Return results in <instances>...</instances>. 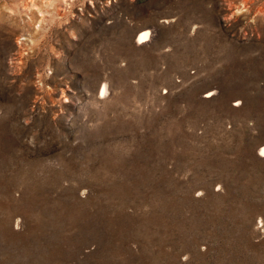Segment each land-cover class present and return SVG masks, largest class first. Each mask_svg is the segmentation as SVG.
I'll list each match as a JSON object with an SVG mask.
<instances>
[{"label": "rangeland", "instance_id": "rangeland-1", "mask_svg": "<svg viewBox=\"0 0 264 264\" xmlns=\"http://www.w3.org/2000/svg\"><path fill=\"white\" fill-rule=\"evenodd\" d=\"M36 3L0 0V264H264V0Z\"/></svg>", "mask_w": 264, "mask_h": 264}, {"label": "bare ground", "instance_id": "bare-ground-1", "mask_svg": "<svg viewBox=\"0 0 264 264\" xmlns=\"http://www.w3.org/2000/svg\"><path fill=\"white\" fill-rule=\"evenodd\" d=\"M40 3L44 6H52L56 3V1L58 2V4L61 5V7H63L64 9L65 8H68L70 4L73 3V0H70L71 2H69V0H39ZM37 0H32V3L38 7V3H36ZM29 8V6H27ZM40 9V11L44 12L46 9L45 8H42L41 6L38 7ZM46 17V16H45ZM43 18H44V15H43ZM42 18V19H43ZM150 33H151V30L149 28H145V29H142L139 33H138V42L141 43L143 41H145L148 37H150ZM105 90V87L103 89V91ZM260 150H262V152H264V145L260 148Z\"/></svg>", "mask_w": 264, "mask_h": 264}]
</instances>
